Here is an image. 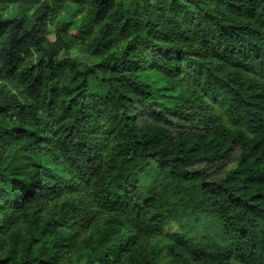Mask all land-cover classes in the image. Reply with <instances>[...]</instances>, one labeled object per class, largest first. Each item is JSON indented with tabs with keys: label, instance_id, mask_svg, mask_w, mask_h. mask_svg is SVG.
I'll list each match as a JSON object with an SVG mask.
<instances>
[{
	"label": "trees",
	"instance_id": "obj_1",
	"mask_svg": "<svg viewBox=\"0 0 264 264\" xmlns=\"http://www.w3.org/2000/svg\"><path fill=\"white\" fill-rule=\"evenodd\" d=\"M0 264H264V0H0Z\"/></svg>",
	"mask_w": 264,
	"mask_h": 264
},
{
	"label": "rangeland",
	"instance_id": "obj_2",
	"mask_svg": "<svg viewBox=\"0 0 264 264\" xmlns=\"http://www.w3.org/2000/svg\"><path fill=\"white\" fill-rule=\"evenodd\" d=\"M52 39H54V38L52 37ZM81 59H82L83 61H87V59L84 58L83 56L81 57ZM88 61H90V60H88ZM181 128H183V126H181ZM186 129H187V130H192V129H194V128L186 127ZM226 167L229 168V169H231V168L233 167V164H232V163H229V164L226 165Z\"/></svg>",
	"mask_w": 264,
	"mask_h": 264
}]
</instances>
